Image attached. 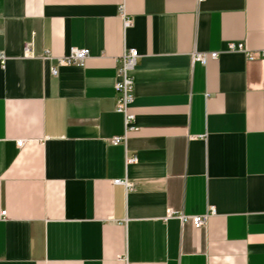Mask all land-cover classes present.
I'll use <instances>...</instances> for the list:
<instances>
[{
  "label": "crops",
  "instance_id": "obj_1",
  "mask_svg": "<svg viewBox=\"0 0 264 264\" xmlns=\"http://www.w3.org/2000/svg\"><path fill=\"white\" fill-rule=\"evenodd\" d=\"M229 42L264 52V0H0V264H264V55Z\"/></svg>",
  "mask_w": 264,
  "mask_h": 264
},
{
  "label": "built area",
  "instance_id": "obj_2",
  "mask_svg": "<svg viewBox=\"0 0 264 264\" xmlns=\"http://www.w3.org/2000/svg\"><path fill=\"white\" fill-rule=\"evenodd\" d=\"M124 26H129L131 24V20L129 18L123 19ZM228 51H240L243 52L247 58L253 59L254 57H257L259 55H264V52H256L249 50L244 42H229L227 45ZM24 52L26 54L31 53L30 44L26 43L24 45ZM89 55V49L88 48H78V47H72L69 50V53L60 56L55 57L50 54L49 50L45 49L43 51V54L41 55L42 58H47L54 60V65L51 66V73L56 74L57 67L59 65H68V64H74L79 63L81 64L85 58ZM219 55V51H195L192 54V60L193 61H199L201 63H205L208 58L216 59ZM139 57V53L135 48H128L125 49L122 54H120L116 58L117 63V80L114 84V90L116 93V103H115V110L122 114L125 131L132 129V122L134 114L129 112V106L133 100L134 97V81L131 75V70L136 65L137 58ZM7 56L3 51H0V63L4 64ZM110 142L113 144L118 143H124L125 144V135L123 136H115L110 139ZM24 143V140H17V145L22 146ZM136 160V156L132 155L129 157H126V162H134ZM113 183H121L126 188L130 187L131 184L127 182L126 179H115L113 180ZM214 213L213 208H209L205 213L203 214H195V215H185L182 212H175L171 209H167L165 218L170 216H176L179 218L182 222L185 220H190L195 228H199L203 226L207 218ZM5 214V211L1 212V216Z\"/></svg>",
  "mask_w": 264,
  "mask_h": 264
}]
</instances>
